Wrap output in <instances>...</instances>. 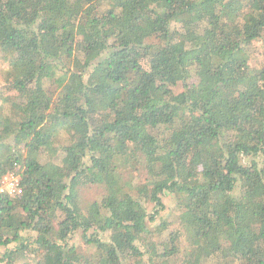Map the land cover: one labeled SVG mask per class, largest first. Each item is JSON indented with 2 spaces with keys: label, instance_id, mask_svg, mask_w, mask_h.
<instances>
[{
  "label": "trees",
  "instance_id": "obj_1",
  "mask_svg": "<svg viewBox=\"0 0 264 264\" xmlns=\"http://www.w3.org/2000/svg\"><path fill=\"white\" fill-rule=\"evenodd\" d=\"M255 42L264 0H0V264H264Z\"/></svg>",
  "mask_w": 264,
  "mask_h": 264
},
{
  "label": "rangeland",
  "instance_id": "obj_2",
  "mask_svg": "<svg viewBox=\"0 0 264 264\" xmlns=\"http://www.w3.org/2000/svg\"><path fill=\"white\" fill-rule=\"evenodd\" d=\"M263 53H264V46L261 42H255L253 49H251V58H250V66L253 67L257 62H259L261 59H263ZM6 71V66L0 64V86L2 84V75ZM180 89V88H179ZM85 200L88 201V203L93 202L95 200V194L93 190H87L85 193ZM162 203L164 206V209L162 212L159 213V215L156 218V221L153 226H156L161 223H168L169 227L172 229L178 228V219H182V212L177 209L175 205V198L173 195H163L162 196ZM152 205H147L148 212H151ZM73 241L77 243L79 241V235L76 234L73 238Z\"/></svg>",
  "mask_w": 264,
  "mask_h": 264
},
{
  "label": "built area",
  "instance_id": "obj_3",
  "mask_svg": "<svg viewBox=\"0 0 264 264\" xmlns=\"http://www.w3.org/2000/svg\"><path fill=\"white\" fill-rule=\"evenodd\" d=\"M21 169L15 164V169L0 177V197L16 198L22 195Z\"/></svg>",
  "mask_w": 264,
  "mask_h": 264
}]
</instances>
